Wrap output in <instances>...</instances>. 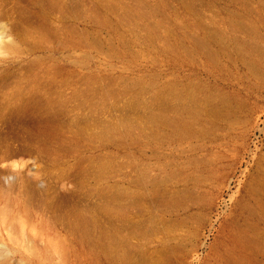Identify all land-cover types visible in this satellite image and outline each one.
<instances>
[{
	"label": "rangeland",
	"instance_id": "1",
	"mask_svg": "<svg viewBox=\"0 0 264 264\" xmlns=\"http://www.w3.org/2000/svg\"><path fill=\"white\" fill-rule=\"evenodd\" d=\"M0 264H264V0H0Z\"/></svg>",
	"mask_w": 264,
	"mask_h": 264
}]
</instances>
